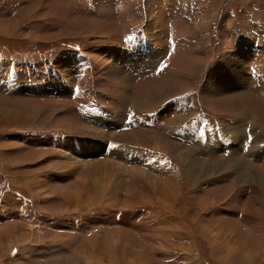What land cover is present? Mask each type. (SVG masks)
Listing matches in <instances>:
<instances>
[{"label": "rangeland", "instance_id": "1", "mask_svg": "<svg viewBox=\"0 0 264 264\" xmlns=\"http://www.w3.org/2000/svg\"><path fill=\"white\" fill-rule=\"evenodd\" d=\"M150 6L157 22L151 19L147 30L152 34L160 27L163 35L154 47L165 52L179 35L184 40L173 56L177 59L168 57L169 51L164 80L171 70L189 91L199 80L201 85L210 81L215 70L225 66L226 71H239L234 67L238 62L251 63L253 58L246 76L264 88V0H0V235L6 238L0 243V264L30 262L20 252L46 264H185L191 260L185 254H190L197 221L213 214L240 224L249 221L242 216L240 201L258 189L251 176L260 178L264 166L254 156L264 152L252 146L257 141L252 130L254 141L245 147L244 131L247 118L253 128L263 118L247 115L240 124L225 126L228 130L220 132L226 148L206 130L204 135L197 131V111L163 118L179 102L171 103V98L180 96L182 88L172 87L170 79L167 85H144L148 78L128 73V59L145 49L141 42L132 45L128 40L146 26L150 16L143 14ZM168 8L175 11L169 24ZM126 47L127 57L121 55ZM235 50L236 57H231ZM239 52L247 59L238 57ZM144 53L147 60L153 56ZM84 88L111 115L86 118ZM262 96L258 113L264 108ZM231 101L224 106L233 111L242 105ZM127 107L142 119L154 112L149 119L154 118L156 129L142 124L132 128L130 123L123 130ZM202 110L217 125L233 122L232 115ZM73 140L80 146L91 143L93 149ZM158 143L162 152L154 148ZM79 154L82 159L75 157ZM187 164L194 169L185 176ZM225 187L230 194L239 193L233 204L237 210L231 208L228 214L215 209L229 208L234 195L203 196L208 189ZM203 198L211 202L199 207ZM256 214L249 221L253 225L263 213ZM255 231L264 250V233L257 227ZM13 248L19 254H12Z\"/></svg>", "mask_w": 264, "mask_h": 264}, {"label": "crops", "instance_id": "2", "mask_svg": "<svg viewBox=\"0 0 264 264\" xmlns=\"http://www.w3.org/2000/svg\"><path fill=\"white\" fill-rule=\"evenodd\" d=\"M135 6L136 5H134L133 8H135ZM150 9H151V6L149 7V10L147 9L146 11H144V14H143V16L146 15V17L150 16L149 17L150 21L147 19L146 20L147 24L145 27H144L145 24H143L142 29L133 31L131 33V34H133V36H131L132 39L128 40L129 41L128 43H130L132 45L136 44L135 43L136 41H137V43L141 42V45L145 48L142 52H138V53L135 52V55L132 58L128 59L129 60L128 73L131 72L132 76H136L137 73H139L138 76L142 75L144 80H145V78H148V79H146L147 82H145L144 85L148 84V83H153L155 81H158V83L165 82V84L167 85L168 80L170 79V84L174 83V85H175L172 87H178L179 86L182 88L183 87L182 81L179 80L182 78L176 79L175 72L172 74V73H170L171 70H169V72H168L169 75L167 77V80L165 79L166 81L162 78V76H165V75H162L161 73H163L164 68L166 69L168 67V66H166V62L168 61L167 55H168L169 51H170V53H169L170 56H168V57H172L173 61H174V59H177V58H174L173 56L176 55V50H178V51L181 50L182 46L184 45V40L179 35V37H177L173 43L172 47H174V48L169 46L168 50L167 51L165 50V52L162 48H160L158 46L156 47V45L154 47L153 44L160 43L163 40L162 39L163 35L160 32L161 31L160 27L156 30L154 29L152 34L150 33V28H149V30H147L148 26L151 25L150 22L153 19H154V21H157L156 17L153 18L154 14L151 13ZM166 13H167L166 21L168 20L167 24L173 23L175 11H172L171 8H168ZM179 16L182 17L181 14ZM153 25H154V23H153ZM134 33H136V34H134ZM186 34H188V33H186ZM166 39H168V38H166ZM145 40H147L148 42ZM189 41H190V39H189ZM126 46H128V45H126ZM129 49H131V48H129ZM149 49H151V50H149ZM127 50H128V47L123 48L122 54L121 53L120 54L125 55L127 57L128 56ZM131 50L133 51V49H131ZM147 50L151 51V54H153V56L150 58V60L143 58L147 54V53H144V51H147ZM230 52L232 54V50ZM236 52H238V51L237 50L233 51L234 56L231 55V57H236V55H235ZM120 54L116 53V56H120ZM125 56H123V57H125ZM237 56L242 57L243 59L244 58L247 59V57H248V55L241 53V52H239L237 54ZM126 57L124 59H122V61L126 62L127 61ZM172 58H171V60H172ZM80 59H82V58H80ZM250 60L252 61L251 63H248V62L245 63L243 61L238 62L234 67L238 68L239 71H233V72L231 70L226 71V67L224 66V67H222L223 69H220L219 71L215 70L214 72H212V74L210 75V81H207V82L205 81V83L203 85H201L202 83L200 84V82H199L200 80H199L198 83L196 84L195 88L194 89L192 88V90L186 91V90H184V88H182V90L184 92H182V94L180 96H175V97L171 98V103H172V101H176V100L179 102L177 103V105L171 106L173 111L170 109V111L168 113L163 112V118H166V115H167V117L171 116V118L175 117V115L180 116V115L188 114V116H189V114L192 112V110L197 111L198 113L201 114L199 116H196V119L194 120L195 121L194 125L197 127V131L201 132L204 135L205 130H206L207 134L210 133L214 138L216 137L217 138L216 140L219 143L221 141L222 145L224 146L223 148H226L229 144L227 142H225L224 139L226 137H224V135L221 134L220 131H222V130L227 131L228 129H226L225 126L227 128H229V126H236V125L240 124L242 122L241 120H239L240 118H243L247 115H250V116L253 115L254 116L256 114L257 116L262 117L263 119H261V122H256V125L253 128V127H251L252 122H249L248 118H247V122H246L247 126H246V130L244 131L245 137H244V135H242L241 138L244 137L243 141H245L244 143H246V145H247L245 147L246 148L249 147L250 142L254 141L252 136L249 134V131H251V130L254 131L255 140L257 139V141L255 143L252 142V146L255 145L256 148L258 146V147H260L261 151L264 152V108L262 109V112H260V113L257 112V106L262 105L259 101V98H260V94L261 95L264 94V88L261 86L258 87L260 85L259 81H257V80L253 81L252 79H251L252 81H250L247 78L246 73H245L247 66L249 65L250 68L251 67L253 68V66H254L253 65V58H250ZM118 61H120V60H118ZM226 62H228V61H226ZM229 62H231V61H229ZM174 63L177 64V61L175 60ZM223 63H225V62H223ZM116 64L118 66H120V64H118V63H116ZM255 64H256V62H255ZM47 65H49V64H47ZM32 66H34V65H32ZM118 66H117V68H119ZM138 76H136V77H138ZM251 78H253V76H251ZM188 80L191 83H193L192 82L193 80H190V79H188ZM247 81H250V86H248L249 88H247V85H246ZM190 82H189V84H190ZM155 84H157V83H155ZM209 85H211V86L209 87ZM160 86H164V84H160ZM254 86L258 87L257 89H260L262 92L256 91V88ZM215 87L216 88L220 87L223 92H227V93H223V95L220 94L221 95V99L219 98L220 100H216L218 98L215 96V93H216ZM238 87L243 91H236ZM89 88H91V87H89ZM84 94L88 98V103L85 105V107L88 106V109H87L86 115H85L86 118H90L92 120L94 118L99 117L100 120H103V117H105V116L107 117L110 114L108 112L106 113L101 107H99L100 105L97 102V95L96 96L90 95L88 88H84ZM262 97H264V96H262ZM110 99H113V98L111 97ZM222 100H223V102H221ZM231 100H236V102L237 101L239 102V100H240L241 102L239 104L237 103L236 105H239V106H240V104H242V105L237 109L234 108V111H233V109H229V107L226 108L224 106V103H226V101L228 103L232 102ZM169 102L170 101L167 100L166 103H164L161 106V108H159V110L163 109V107ZM220 107H224V108L221 109ZM241 107L243 110L240 109ZM203 108L209 109L210 112H214L216 115H224V116L232 115V116H234V119L233 118L230 119V121L233 120L232 124H228V125L227 124H219V125L215 124L214 120H211L209 117L204 116L205 113L202 110ZM249 108H250V110H249ZM127 109H128V111H127L128 114H127L126 119L124 120V123H123V124H126V127H123V130L130 129L131 128L130 123L133 124L132 128H135V126H137L138 124H142V126H145L147 128L152 127L151 129H154V128L156 129V127H154L155 126L154 125L155 124L154 118L149 119L151 116L155 115L154 112L150 113L147 119H142V118L138 117L137 115H135V113L132 110H130L128 107H127ZM251 111H253V112H251ZM168 114H170V115H168ZM250 116H248V117H250ZM95 120H97V119H95ZM95 120H93V122ZM140 121H142V122H140ZM95 122H97V121H95ZM160 124H161L160 122L157 124L158 130L161 127ZM103 125H104V123H102V126ZM208 128L210 129V131H208ZM238 129H240V126L238 127ZM238 132L241 133V130H238ZM176 138L183 142V140L179 139L180 137L179 138L175 137V139ZM241 138H240V140H241ZM201 139H202V144H205L207 141L206 140L207 138H204L202 136ZM73 141L75 142V140H73ZM74 142L72 144H74ZM75 143H76V145L80 146L78 144V142H75ZM86 145L87 146L89 145V148L91 146V148L93 149V144H90L88 142H82L81 143V146L83 147V149L86 148L85 147ZM210 148H211V151H214V149H215L214 146L210 147ZM226 152L227 151H224V149H222L223 154H225ZM254 159L255 160L260 159V163H262L264 166V154L262 156H260V155L256 156L255 155ZM255 170L258 171V169H255ZM259 174H262V176H264V172H260ZM251 177L253 179H255V176H251ZM243 182H245V179L243 180ZM260 185H261V187H260ZM257 188L258 189L254 190V192L250 196L246 195L245 199L240 201L241 206H242L241 210H244L242 213V216L245 215V218H247V220H249V221L255 218V215H257L256 212H258V210L260 211V213L262 212L263 213L262 217L260 216V218H259L260 220H257V223L255 225L261 233H264V229H262L264 227V226H262V221L264 219V211H263L264 199L262 198L263 197L262 194L264 193V178L262 179L261 183L257 185ZM216 192H221L223 195H225V194L227 195V193L230 194V188L225 187L223 189H216V188L208 189V191H206L203 196L211 195V194H214ZM259 193H261V195ZM230 195H234V198L232 199V201L230 203H228V204L226 203L227 205H230L229 208H226V206H224L225 208L223 210L220 209L219 207L215 210H221L222 213L225 214L231 208L233 209V206H234L233 204L238 203V200H237V198H235V196L238 197L239 193L238 192L236 193L235 191H233V192H231ZM219 201H221V199H219ZM246 206H248V207H246ZM233 210L236 211L237 209H233ZM8 213L13 214L12 212H8ZM228 213L229 212H227V214ZM230 213H232V212H230ZM0 217H2V216L0 215ZM227 218L228 217L225 218V216L222 214L219 216H215V214H213V216H211L210 219H206L207 221H205V220L197 221L199 223H197V225H196V237L192 241L190 250H187L190 252V254L189 255L187 253L185 254L186 260L187 259H191V260H187L185 264H264V251L261 247V244H262L261 242H263V240H262L261 234H259V233H257V231H255L256 230L255 225H253L249 221H246V223L240 224L236 220L232 221V220H228L229 218L228 219ZM119 219H121V218H119ZM0 221H2V220L0 219ZM120 221L123 222V220H120ZM230 230H235L234 231L235 234L228 235L229 234L228 232ZM262 230H263V232H262ZM232 233H233V231H232ZM248 233H250L252 235L254 247H249L250 244L247 241L248 240L247 238L249 237ZM4 238H5L4 236L0 235V240H1L0 243L4 241ZM13 249H12L13 250L12 254H14V255L19 254L18 251L15 250V248H13ZM28 255L26 257V255L24 256L22 254V252H20V254H19V256H21L22 260L24 259L26 261H30V262H27V264H46L47 263V262L46 263L34 262L32 260V258L29 257Z\"/></svg>", "mask_w": 264, "mask_h": 264}, {"label": "bare ground", "instance_id": "3", "mask_svg": "<svg viewBox=\"0 0 264 264\" xmlns=\"http://www.w3.org/2000/svg\"><path fill=\"white\" fill-rule=\"evenodd\" d=\"M157 22V21H156ZM151 31V30H150ZM239 88V87H238ZM207 89V88H206ZM238 90V89H237ZM222 91V90H221ZM215 95H220L221 93H220V91H219V89L217 88H215ZM214 95V94H213ZM223 95V94H222ZM150 98H152V97H149V99ZM157 99V98H156ZM138 114V113H137ZM188 121V123H192V121H189V120H187ZM173 124V123H172ZM191 125V124H190ZM189 126V125H188ZM166 128V127H165ZM141 130V129H140ZM142 132V131H141ZM124 134H127V133H124ZM132 134V133H131ZM130 134V135H131ZM122 135H123V133H122ZM139 135L142 137V139H143V141H146V140H148V138H147V136L146 135H144L143 133H139ZM126 138V137H125ZM151 139H153L154 141H155V139L154 138H151ZM150 140V139H149ZM132 142H133V144L134 145H137L138 146V144H136V143H138V139H136V137H134L133 136V138H132ZM161 143V142H160ZM160 143H158V145L157 144H155V146H154V148L157 150V151H161L162 152V150H161V147H162V145L160 144ZM74 144L76 145V143L74 142ZM91 144V143H90ZM159 146V147H158ZM68 148H73V146H72V144L71 145H69V147ZM167 149V148H166ZM73 150V149H72ZM97 150V149H96ZM124 150H127V149H124ZM76 150L74 149V152H75ZM71 153V152H70ZM157 153V152H156ZM165 153V152H164ZM158 155H159V153H157ZM119 155V154H118ZM162 155V154H161ZM82 154H79V155H76L75 157H78V158H80V159H82ZM179 156H181V155H179ZM162 158V157H161ZM195 162V161H194ZM193 164V163H192ZM195 165V164H194ZM93 167V166H92ZM186 167V166H185ZM188 168V169H187ZM187 168H186V170H184L183 172L185 173H183L185 176L186 175H188L187 174V172L188 173H191V172H193V169H194V167H192V165H188L187 164ZM206 174V173H205ZM257 175V174H256ZM205 176V175H204ZM258 176H261L262 177V175L260 174L259 175V173H258ZM257 178L256 176H255V181H256V183H258V184H260L261 183V181H262V179H263V177L262 178ZM252 180H254L253 178H252ZM254 181V182H255ZM257 184V185H258ZM151 186V185H150ZM263 186V185H262ZM260 187H261V185H260ZM65 188V187H64ZM263 192V191H262ZM260 195H261V193H259ZM264 194V193H263ZM262 194V195H263ZM79 197V196H78ZM264 197V196H263ZM81 198V197H80ZM151 198V197H150ZM218 198L220 199V197L218 196ZM77 200V199H76ZM157 200V199H156ZM215 200V199H214ZM83 201V200H82ZM85 201V200H84ZM152 201L153 200H150L149 201V203L151 202L152 203ZM77 202V201H76ZM154 202V201H153ZM210 202L211 201H209L208 202V200L206 199V198H203L202 199V201H201V204H200V201H199V204H198V206L199 207H203V206H206L207 204H210ZM79 203H80V201H79ZM89 203V202H88ZM81 205V204H80ZM128 205V204H127ZM160 206V205H159ZM78 207V206H77ZM249 209V208H248ZM148 210V209H147ZM160 211V210H159ZM263 211H264V202H263ZM102 212V211H101ZM94 212H92V214H93ZM95 213H98V212H95ZM8 214V213H7ZM128 214V213H127ZM130 214V213H129ZM84 216V215H83ZM89 216V215H88ZM162 217H164V216H162ZM126 218V217H125ZM161 219V218H160ZM260 220V219H259ZM159 221V220H158ZM154 222H155V220H154ZM157 222V221H156ZM261 224V223H260ZM259 224V225H260ZM161 226V225H160ZM262 226H264V222L262 221ZM37 227V226H36ZM36 227H34L35 229H36ZM32 229V228H31ZM262 229H264V227L262 228ZM33 230V229H32ZM175 230H177V229H175ZM3 231V230H2ZM34 231V230H33ZM262 232H263V230H262ZM230 233V232H229ZM35 235V234H34ZM250 247V246H249ZM264 251V250H263ZM142 257H143V255H142ZM100 261V260H99ZM142 261V260H141ZM125 262V261H124Z\"/></svg>", "mask_w": 264, "mask_h": 264}]
</instances>
